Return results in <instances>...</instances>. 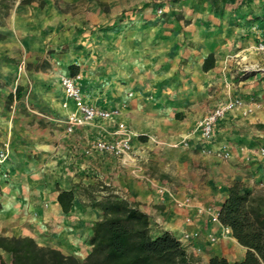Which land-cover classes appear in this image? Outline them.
I'll list each match as a JSON object with an SVG mask.
<instances>
[{"label":"crops","instance_id":"obj_1","mask_svg":"<svg viewBox=\"0 0 264 264\" xmlns=\"http://www.w3.org/2000/svg\"><path fill=\"white\" fill-rule=\"evenodd\" d=\"M183 2L184 19L153 15L154 0L15 2L10 34L0 42V147L8 149V176L0 177L1 235L30 236L82 260L101 215L92 202L112 192L146 213L154 233L175 236L200 264L212 256L243 259L246 248L231 232L222 235L197 207L218 212L234 180L248 191L264 187V155L258 152L264 148V109L227 111L206 142L196 123L230 97L264 102V51L255 49L264 32L225 30L237 19L228 10L234 0L220 12L209 0ZM217 21L220 26H213ZM49 45L63 49L47 53ZM208 54L214 65L204 71ZM71 64L84 103L116 110L114 121L95 117L68 130L75 105L59 77L71 75ZM245 65L255 69L241 74ZM117 122L132 131V150L149 179L92 149L94 141L110 138ZM158 184L191 203L178 206L157 192ZM69 189L73 202L63 212L56 197Z\"/></svg>","mask_w":264,"mask_h":264},{"label":"trees","instance_id":"obj_2","mask_svg":"<svg viewBox=\"0 0 264 264\" xmlns=\"http://www.w3.org/2000/svg\"><path fill=\"white\" fill-rule=\"evenodd\" d=\"M33 0H19L29 4ZM215 11H221L229 0H209ZM10 6L0 2V14L7 15ZM0 39L2 35L0 34ZM214 65L213 54L202 63L207 71ZM74 75L77 67L68 66ZM16 87V95H19ZM260 183L264 185V180ZM56 200L63 212L73 202V190H59ZM100 210L89 237L90 249L84 259L45 245L30 236L0 234V264H200L181 242L168 231L154 233L146 213L128 204L112 192L92 202ZM221 224L246 248L243 259L229 261L212 256L208 264H264V187L248 191L240 181H231L227 196L218 211Z\"/></svg>","mask_w":264,"mask_h":264},{"label":"built area","instance_id":"obj_3","mask_svg":"<svg viewBox=\"0 0 264 264\" xmlns=\"http://www.w3.org/2000/svg\"><path fill=\"white\" fill-rule=\"evenodd\" d=\"M258 51H264V40L259 41L255 45ZM253 66L245 65L240 69L241 74L254 70ZM80 78L79 74L69 75L62 74L59 77V82L62 87L63 93L67 99L74 102L75 109L68 114L66 123L68 130L73 126L89 123L95 117L104 120L114 121L116 110H102L96 109L91 105L84 103L82 93L77 81ZM246 106L247 111L252 108L264 109V102L255 99L249 100L245 103L240 97H230L226 101L216 105L209 110L203 117L197 120L196 126L200 133L202 141H209L213 136L214 127L217 122L224 116V114L235 108ZM109 139H98L93 142L92 149L96 152L104 153L109 156L115 157L119 160L122 167H126L130 172L137 177L149 179L143 172L142 166L139 164L135 153L132 150L131 137L132 131L123 123L117 122L111 130L108 131ZM205 151V150H204ZM259 154L264 155V148L259 149ZM223 157H228V153L221 151L218 153ZM8 158V149L6 146L0 147V177L7 178L8 172L3 168V164ZM156 190L159 194L166 193L178 206H188L191 203L190 198L179 200L175 197L174 193L165 185H156ZM197 212L207 214L214 222L218 223L221 227L222 235H229L230 228L220 223L218 219V212H214L210 207H197ZM191 234L184 233L183 238H188ZM195 235V233L193 234Z\"/></svg>","mask_w":264,"mask_h":264},{"label":"rangeland","instance_id":"obj_4","mask_svg":"<svg viewBox=\"0 0 264 264\" xmlns=\"http://www.w3.org/2000/svg\"><path fill=\"white\" fill-rule=\"evenodd\" d=\"M17 0H0L2 4H8L10 9L7 15L0 14V34L2 35V39L0 42H4L7 40L10 32L7 30V20L8 15L12 11L14 4ZM184 0H154L155 4H152L151 9L154 11L153 15L156 16H166L170 14H174L183 18L185 15L183 2ZM234 6H231L228 10H230L229 15H234L237 19L235 22L230 21L228 26L225 27V30H231L233 27L236 28H247L248 29H255L258 31L264 32V0H234ZM160 4V5H159ZM67 9V8H66ZM200 9V8H197ZM229 12V11H228ZM184 19V18H183ZM221 22V19H217ZM209 23V19L206 20ZM185 23L186 20H183ZM213 22V19L211 20ZM121 25L118 23L114 25L113 29L120 27ZM124 26V25H123ZM213 26H220L218 21L213 23ZM52 45L47 47V53L55 52L57 49L62 50L63 47L59 46V48H52ZM22 61L18 63L16 73L18 75L22 74L23 72V65L21 64ZM2 82V81H1Z\"/></svg>","mask_w":264,"mask_h":264}]
</instances>
